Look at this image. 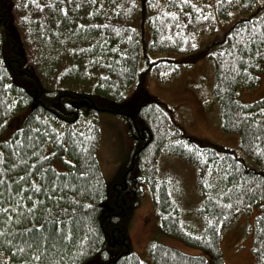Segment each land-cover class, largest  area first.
Returning a JSON list of instances; mask_svg holds the SVG:
<instances>
[{
	"label": "trees",
	"instance_id": "1",
	"mask_svg": "<svg viewBox=\"0 0 264 264\" xmlns=\"http://www.w3.org/2000/svg\"><path fill=\"white\" fill-rule=\"evenodd\" d=\"M60 45L74 58L50 76ZM157 50L180 64L154 65ZM200 57L214 62L222 131L238 149L187 136L178 110L146 91L149 74L177 75ZM263 63L264 0H0V207L11 208L0 264H142L128 235L136 181L150 186L161 232L201 253L152 244L155 264H225L223 232L255 206L264 264V99H239ZM106 114L125 120L130 147L111 184L97 157ZM165 150L197 169L192 214L179 206V180L153 176Z\"/></svg>",
	"mask_w": 264,
	"mask_h": 264
},
{
	"label": "rangeland",
	"instance_id": "2",
	"mask_svg": "<svg viewBox=\"0 0 264 264\" xmlns=\"http://www.w3.org/2000/svg\"><path fill=\"white\" fill-rule=\"evenodd\" d=\"M11 6L8 5L7 8L11 9ZM158 54L154 65L162 61L169 63L170 59H176L174 61L180 64L181 56L178 54L174 53L175 55L170 57H168L169 55L165 56L163 52H158ZM52 55L53 58L46 63V68H48L46 72L50 76L55 75L56 67L62 62L74 58L68 52L66 45H60L56 52L51 53ZM214 68L212 58L200 57L190 67H182L177 75H173L171 71L160 74V70L159 78L156 74H149L146 77L145 88L150 95L163 104L166 103L171 108L178 110L179 117H181L180 123L187 136L224 148L238 149L239 137L222 131L219 102L214 94L216 84ZM67 71L65 70L63 73L66 79L70 72L66 73ZM135 90L131 89L126 94L128 105L125 106V109L129 111L135 108L134 102L139 96V92ZM239 99L243 104L264 99V63L259 85L252 90L241 89ZM97 124L100 128L98 161L104 180L111 184L116 180L118 170L126 161L124 159L127 157L126 153L129 152L127 127L123 118L110 114L101 115L97 119ZM170 135L174 140L173 131H170ZM148 160L145 165L149 163ZM152 167L151 165L150 168ZM154 170L155 178L161 175L168 178L174 177L180 181V190L177 196L179 206L182 210L192 214L191 212H194L201 203V194L197 186V169L192 164L170 155L169 151L165 150L160 154ZM149 187L145 183L139 184L135 197L131 199L136 206L128 227V235L134 255L142 264H155L149 251L152 244H162L190 255H200V251L190 249L161 232L158 214L154 206V195ZM258 212L259 207H253L250 213L240 215L234 224L223 232L220 247L225 264H255L254 221ZM193 225L195 226L194 223Z\"/></svg>",
	"mask_w": 264,
	"mask_h": 264
},
{
	"label": "snow or ice",
	"instance_id": "3",
	"mask_svg": "<svg viewBox=\"0 0 264 264\" xmlns=\"http://www.w3.org/2000/svg\"><path fill=\"white\" fill-rule=\"evenodd\" d=\"M11 210L10 206L8 208L0 207V216L5 217L6 219H11V217L7 216V213ZM2 223V221H0ZM36 259H39L37 256Z\"/></svg>",
	"mask_w": 264,
	"mask_h": 264
}]
</instances>
